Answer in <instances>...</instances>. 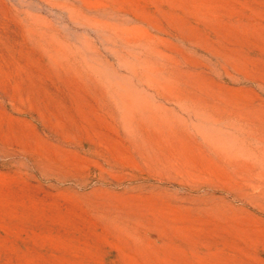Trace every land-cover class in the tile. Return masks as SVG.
Wrapping results in <instances>:
<instances>
[{
	"label": "rangeland",
	"instance_id": "374dc122",
	"mask_svg": "<svg viewBox=\"0 0 264 264\" xmlns=\"http://www.w3.org/2000/svg\"><path fill=\"white\" fill-rule=\"evenodd\" d=\"M0 264H264V0H0Z\"/></svg>",
	"mask_w": 264,
	"mask_h": 264
}]
</instances>
